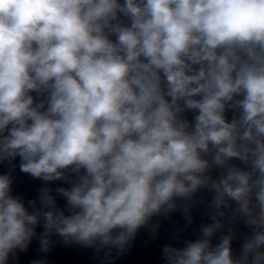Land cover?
<instances>
[{
	"label": "clouds",
	"instance_id": "1",
	"mask_svg": "<svg viewBox=\"0 0 264 264\" xmlns=\"http://www.w3.org/2000/svg\"><path fill=\"white\" fill-rule=\"evenodd\" d=\"M17 158L69 187L14 195ZM5 164L0 264L53 236L115 264L205 191L211 223L162 264H264V0H0Z\"/></svg>",
	"mask_w": 264,
	"mask_h": 264
}]
</instances>
